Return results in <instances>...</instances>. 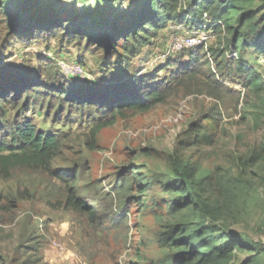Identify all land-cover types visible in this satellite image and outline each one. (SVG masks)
Instances as JSON below:
<instances>
[{
    "label": "rangeland",
    "instance_id": "obj_1",
    "mask_svg": "<svg viewBox=\"0 0 264 264\" xmlns=\"http://www.w3.org/2000/svg\"><path fill=\"white\" fill-rule=\"evenodd\" d=\"M21 1L0 0V69L33 78L39 71L59 74L60 61L77 62L86 76L72 86L84 89L107 84L118 74L116 65L103 69L97 62L100 50H87L83 39L69 42L40 34L23 41L10 35ZM135 1L76 0L80 10L67 7L68 2L57 7L67 8L60 15L73 14L83 25L96 27L114 8L125 10ZM263 4L255 0L256 20L263 17ZM38 5L23 11L37 14ZM189 34L206 38L200 44L205 52L219 46L211 31L170 22L130 60L129 74H146L150 65H159L168 45ZM190 53L184 48L171 53L169 71L155 81L185 65ZM238 53L252 63L256 58L251 47L239 46ZM211 67L221 84L218 98L179 91L149 111L118 119L94 142L88 116L59 104L54 95L48 98L43 88L31 90L28 102L22 96L1 103L0 138L8 139L17 125L29 122L57 136L63 146L50 171L21 167L0 177V264H164L175 254L164 240L174 225H204L216 236L231 238L236 247L228 264H264V156L250 160L264 142V95L248 94L229 63L219 70L214 63ZM125 78L119 74L116 79ZM177 164L198 184V201L187 207L175 205L179 195L166 186ZM62 173L78 177V195L95 207V219L65 207L69 185L57 177ZM194 191L187 194L193 200ZM217 203L221 214L214 219L203 205Z\"/></svg>",
    "mask_w": 264,
    "mask_h": 264
},
{
    "label": "trees",
    "instance_id": "obj_2",
    "mask_svg": "<svg viewBox=\"0 0 264 264\" xmlns=\"http://www.w3.org/2000/svg\"><path fill=\"white\" fill-rule=\"evenodd\" d=\"M104 1L95 0V3ZM67 2V7L80 10L76 0H22L20 10L12 15L13 24L9 28V34L23 41L34 39L40 34L46 37L59 36L69 42L83 39L87 50H100L98 64L103 69L109 67V64L116 65L115 71L118 74L111 75L107 84L84 89L73 87L72 81L77 79L68 81L60 72L43 74L39 71L32 78L15 73L13 69L2 68L0 104L18 102L22 96L28 102L31 90L43 88L41 93L49 92L48 98L54 95L59 104L72 106L79 115L88 116L92 123L91 136L94 142L103 128L114 124L118 119L149 111L156 105L166 103L179 91L187 94L205 93L218 98L221 84L212 72V63L216 70L223 63L234 66L248 94L264 95V80L260 72L251 66L252 59H244L238 53L239 46L253 48L254 58L264 52V14L261 20L255 19V11L252 10L255 0H137L132 7L127 4L125 10L117 6L107 20L96 27L89 23L83 25L80 20L74 19L73 14L60 15L67 8L59 9L57 4L62 6ZM36 3L40 8L37 14L23 11L29 4ZM261 12L264 13V4ZM204 13L210 17L211 22L203 30L215 35L218 47L209 49V53L203 51L201 45L187 48L186 50H191L189 61L169 73L167 79L155 81L157 74L169 71V64L174 61V57L167 58L166 63L160 61L159 65H150L146 74H129L127 67L130 60L149 46L168 23L196 26L199 29ZM232 51L236 52V57L228 55ZM119 74L126 78L116 79ZM48 104L50 105V100ZM62 146L63 142L57 136L37 130L29 122L17 125L10 131L8 139L0 138V177H8L9 172L21 167L50 171L52 161ZM262 156L264 142L252 153L250 160L255 161ZM57 177L69 185L65 207L85 212L90 219H95V207L78 195V177L63 173ZM195 185L198 184L194 182L193 174L187 172L186 167L177 164L166 186L179 195L174 204L187 207L198 201ZM140 186L145 185L141 183ZM140 188L139 192H143ZM191 190L197 197L194 200L190 195L187 196ZM203 206L206 213L214 219L220 216V203L213 207L207 204ZM166 232L164 240L175 254L164 264H228L229 254L236 247L231 238L216 236L204 225L191 228L174 225Z\"/></svg>",
    "mask_w": 264,
    "mask_h": 264
},
{
    "label": "built area",
    "instance_id": "obj_3",
    "mask_svg": "<svg viewBox=\"0 0 264 264\" xmlns=\"http://www.w3.org/2000/svg\"><path fill=\"white\" fill-rule=\"evenodd\" d=\"M200 22L202 23L201 28L199 29H207L208 25L211 22L210 17L204 13L200 19ZM210 32V31H209ZM206 38L194 34H189L186 35L185 37L181 39H177L174 42H172L170 45H168L167 49L161 54L160 58L161 60L165 61L167 58L171 57V53H174L176 50H179L181 48L187 49L191 47H195L198 44L205 43ZM229 56L236 57V52L232 51L231 53L228 54ZM254 62L256 64L254 65ZM254 62L251 63V66L257 69L260 74L262 79L264 80V57L261 55H258L255 59ZM58 70L63 75L68 81L74 80V79H79V78H84L86 76V71L84 67L77 63V62H65V61H60L58 63Z\"/></svg>",
    "mask_w": 264,
    "mask_h": 264
}]
</instances>
